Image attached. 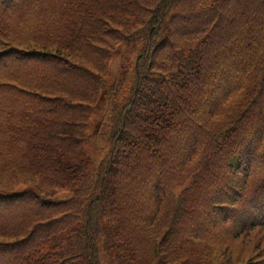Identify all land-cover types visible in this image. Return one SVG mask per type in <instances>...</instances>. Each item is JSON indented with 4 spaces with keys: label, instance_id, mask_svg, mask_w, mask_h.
<instances>
[{
    "label": "trees",
    "instance_id": "1",
    "mask_svg": "<svg viewBox=\"0 0 264 264\" xmlns=\"http://www.w3.org/2000/svg\"><path fill=\"white\" fill-rule=\"evenodd\" d=\"M260 230L264 0H0V264H264Z\"/></svg>",
    "mask_w": 264,
    "mask_h": 264
},
{
    "label": "rangeland",
    "instance_id": "2",
    "mask_svg": "<svg viewBox=\"0 0 264 264\" xmlns=\"http://www.w3.org/2000/svg\"><path fill=\"white\" fill-rule=\"evenodd\" d=\"M136 52L137 51L135 47H131L127 45L126 43H122L118 46L117 50L114 53L111 64H110L111 73L112 72L113 73L110 76L109 84H112L113 82L117 81L121 77V72L120 74H118L120 67L127 66L129 62L134 59ZM105 95H106L105 93H102V95L100 96V99L97 103L98 111L93 113L91 120H90L89 130H88V135L90 139L88 143L86 144L85 152H86V158L89 159L91 170H95L97 164L100 162L102 158L103 153H105L108 147V143L106 142V140H104L99 134L100 123L105 121V115H104L105 109H106V103H105V97H104ZM64 195L65 194H62V196ZM255 234L258 236L259 240L261 241V243L258 242L256 246L259 247L260 245L261 249L264 251V230L257 231ZM60 237L63 240H65L64 237H62L61 235ZM247 243H250L252 245L253 241H250ZM230 246H232V249H235V247L238 248L240 246V243L232 242L230 243ZM254 248L251 250V252L248 255L251 256L252 254H254V251H256L254 250ZM222 251L225 254H227L228 252L226 249H223V248H222ZM263 255H264V252H263ZM258 257H259L258 254L254 256V258H258Z\"/></svg>",
    "mask_w": 264,
    "mask_h": 264
}]
</instances>
